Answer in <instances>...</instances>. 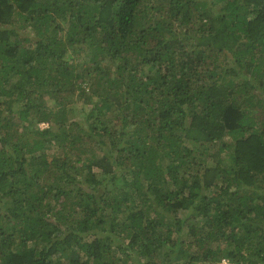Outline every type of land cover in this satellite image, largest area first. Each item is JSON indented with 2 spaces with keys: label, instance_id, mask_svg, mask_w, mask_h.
Masks as SVG:
<instances>
[{
  "label": "trees",
  "instance_id": "1",
  "mask_svg": "<svg viewBox=\"0 0 264 264\" xmlns=\"http://www.w3.org/2000/svg\"><path fill=\"white\" fill-rule=\"evenodd\" d=\"M222 258L264 264V0H0V264Z\"/></svg>",
  "mask_w": 264,
  "mask_h": 264
},
{
  "label": "built area",
  "instance_id": "2",
  "mask_svg": "<svg viewBox=\"0 0 264 264\" xmlns=\"http://www.w3.org/2000/svg\"><path fill=\"white\" fill-rule=\"evenodd\" d=\"M218 264H235V263L229 261L228 259L222 258V259L218 262Z\"/></svg>",
  "mask_w": 264,
  "mask_h": 264
},
{
  "label": "rangeland",
  "instance_id": "3",
  "mask_svg": "<svg viewBox=\"0 0 264 264\" xmlns=\"http://www.w3.org/2000/svg\"><path fill=\"white\" fill-rule=\"evenodd\" d=\"M220 7H221V6L219 5V3H217L216 6H214V9H215L216 11H218V10L220 9ZM76 116H79V115H77V113H76ZM40 125L43 126V127L45 126V124H40Z\"/></svg>",
  "mask_w": 264,
  "mask_h": 264
}]
</instances>
